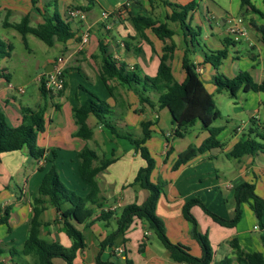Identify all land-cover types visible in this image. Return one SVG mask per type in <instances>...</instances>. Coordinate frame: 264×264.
Here are the masks:
<instances>
[{
    "label": "crops",
    "instance_id": "crops-1",
    "mask_svg": "<svg viewBox=\"0 0 264 264\" xmlns=\"http://www.w3.org/2000/svg\"><path fill=\"white\" fill-rule=\"evenodd\" d=\"M188 1L190 0H153V2L150 3V0H130L128 4L123 6L121 0H114L111 1L112 4H110L109 9H105L109 12V14L114 13V17L111 21L98 20L99 16H97L91 9H88L87 12L89 19L86 24L87 27H90L88 42L82 47L80 46V36L84 31V28L81 27L76 20H72V26L77 30V38L69 40L63 46L66 47V51L62 54H58L57 57L62 58L63 61L64 59L73 58L75 63L71 64L69 68H80L90 82H92V78L94 77L101 81L98 73V63L100 58L94 60L93 56L98 53V39H102L108 45V49L112 53L115 60L125 62L129 67L137 66L142 74H147L144 71H148L152 76L156 73L158 54L161 52L160 50L163 42L156 38V36L149 29H146L145 33L147 40L149 41L144 39L146 42L139 41L136 44L134 42L137 37L136 32L128 20V15L138 13L144 16L150 15L162 22L164 21L165 16L171 11L170 4H184ZM251 1L257 8L264 11V4L262 0L261 2L263 6L261 7L256 5L253 0ZM95 2L96 0H94V3ZM213 2L216 5L214 0H196V8L191 13V19L193 18L194 11H199L201 18L204 19V22L208 23L211 20L216 23H220L221 25H228L227 21L231 17L230 14L226 13L225 10V13L223 14L217 13L216 10L211 7L213 6ZM76 3L82 6L89 5L87 0L77 1ZM217 6L220 11H223L222 7L219 5ZM20 7L21 6L18 1L14 3L5 1L3 7H0L1 9H6L3 12V19L8 17L10 9L13 11L12 14H14L15 12L21 11L19 9ZM122 7L125 8L124 11L126 12L121 10ZM239 10L241 11L240 0ZM28 12L30 13L32 24L42 20L40 13L36 9L32 8ZM20 13L21 16L24 14L22 11ZM37 15L39 18L35 21L34 18H36ZM237 16H241L243 18L244 24L247 27V36L235 42L247 40L248 45L252 49H256L259 54H263V56L256 55L255 53L252 54L251 58L254 62H256V68L252 67L249 71L253 80L255 82H260L264 79V44L261 41L259 32L249 21L250 18L257 19V16L250 12L243 13L242 11ZM3 19H1L0 23H2ZM8 20L15 22L10 20V18ZM257 22L260 23L258 19ZM109 23L111 24L110 27ZM168 26L174 31L172 39L176 44L173 58L171 60L172 72L174 77L178 81H181L184 77V73L181 69V57L184 49L183 31L176 22H168ZM198 27L200 28V26ZM211 37H213L212 33ZM226 38L228 37L218 39V43L220 45V48L218 49L223 48V40ZM234 43L233 45H229L228 48L230 46L235 48ZM259 43L263 45L262 49H259ZM138 49L141 50L138 51ZM78 52L80 53V57ZM204 52L205 51L203 49H200V45H197V47L194 48L193 61L196 63L197 70L200 75L205 73V66L210 65L203 62ZM57 57L48 59L44 63L42 66L43 69L36 77L37 86L39 85V77L44 73L45 68L49 64L53 65L54 59ZM139 58H141V62L143 61L142 63L139 62ZM39 67L40 64L37 65V68ZM73 73L78 74V72L73 69L69 70L66 74L67 85L63 94H52V99H50L47 107L49 114H47V116L45 115V117H47L46 129L43 133L38 135L37 142L40 146L46 148L45 156L49 157L51 155L50 150H55V164L59 175V163L61 162L63 172L66 174L64 176L65 181L71 188L80 192L81 195L86 194L90 187L82 182L78 174V159L76 157L78 150L84 145L91 147L88 145L90 141L92 145L91 148L96 150L99 156L105 155V157L113 156L115 158L112 163H110L105 169L99 171L96 175L100 195L104 197V204L100 208H94L93 218H95L99 215L101 209L119 210L126 204L137 202L139 196H141L140 198H143L142 201H144L147 193L144 194L143 189L138 188V186L131 185L137 169L144 165V160L139 156L138 152L134 150L128 140L112 134L110 130L98 123L93 115H88L86 120L87 124L92 129V137L84 140L74 135L76 125L72 117V107L80 104L85 99L86 95L85 93L81 95L78 94L79 89L78 91L74 89V91L68 95V87H70L68 83V74ZM202 79L207 90L213 94L215 86L211 82L212 78L207 76ZM101 83L103 84L102 81ZM111 83L114 84L116 88L114 96H112L113 100L109 103L111 104L114 112V119L116 120L118 126L122 128V131H130V128H133L134 132L131 133L138 137L141 135V121L149 119L154 122L151 126V136L146 141V145L151 154H155V157L152 154L156 161V168L153 171L154 174L152 173V180L155 181L156 179H161L165 182L164 191L160 194L156 204V211H158V215L164 223L165 233L169 240L171 242L187 246L191 253L199 256L200 247L198 244L196 242H192V244L189 242L191 246L187 243L184 244L183 240L186 242L188 240V235H183V231H181L182 229H180L179 233V228L177 229L176 227L177 223L175 225L174 221L176 220L177 222L180 214L182 215V206L185 203V200L192 195V191L196 192L195 189L200 188V184L205 183L204 180L208 178V174L210 175V181L208 179V182H211L210 185H208V188L210 189L209 192H213L216 197H207L210 203L205 200L203 202L208 204L209 210L223 218H231L234 215V204L228 205V208L225 209L222 203L227 201L228 198H231L235 203L233 190L235 186L241 182L252 183L254 185L255 192L264 198V152H258L254 155L248 154L240 157H230L232 158L231 163L234 167L228 169L225 175L223 171H220L219 173L217 169H214L213 166L211 167L210 165L215 152H222L226 155L235 142L246 137L250 128H255V125H257V128L260 131L264 130V122L261 121L258 115V109H254V111L249 115V125L247 129L245 126L243 128H239L238 125H229L228 121H226L228 125L226 123L220 124L223 126V130L219 134L218 139L222 143V147L214 148L210 151L198 154L196 157L184 164H181L177 169L173 170L172 165L177 158V154L184 151L190 144L196 146L199 145L203 139L208 136V132L201 127L200 123H196L195 125H198L199 127L198 132L193 131V128L195 127L194 125L190 129H187L182 137H173L170 135V132L175 125L172 122V117L168 109H157L156 106L150 107L147 104L140 103L136 94L127 86L119 85L114 82ZM78 88L85 91L80 82L78 83ZM12 89L16 90L15 92L17 94L23 93V89L21 87H14L11 85V81L7 82L4 79H0V111L5 114L6 121L9 125L17 126L21 120V108L29 107L35 109L37 105L42 102V99L39 93L38 101L33 107L21 105L20 103H16V93L12 92ZM241 91L243 94H246L251 90L244 91L241 89L238 94ZM152 98L155 100V96H152ZM263 103L264 101H260L259 104L263 105ZM56 104L59 105V107H56ZM63 109L65 110V113L63 112ZM154 132L159 133L163 138L162 147L160 150L155 151L156 153H154L151 148V145L155 147L159 146L157 144L158 140L153 138ZM192 133H194L193 140L190 138ZM149 140L154 142L152 144L149 143V145ZM4 154L9 157H13L10 161L14 164V166L16 164L14 170L16 169L17 174L19 176L20 174L23 175V182L22 187L19 188V193L13 192L8 185H0V205L2 207L4 205H12L9 219L12 230L7 233L5 226L0 225V240L8 247L12 245L20 246L27 236L28 220L31 216L30 203L36 194L38 184L40 183L49 162L45 157L39 160L31 158L27 153V149L22 148L17 151L1 153L0 164L2 163ZM22 163H25L26 165L29 164V167L24 166L25 168L22 169ZM215 189H217L216 192H214ZM222 191L225 192L223 197L221 196ZM203 199L204 198L202 197V200ZM195 206L197 208V205H194L193 208H195ZM193 208L191 209V212L193 211L195 214ZM240 210L241 217L238 223H236L233 227H226L230 228V231L225 230L226 233H224V235L222 234L221 237L215 241L209 237V242L213 250L214 264L227 254L231 253L233 257L232 248L228 243V241L233 238H236L240 246L246 251H260L264 253V213L259 221L256 218L249 202L241 203ZM206 216L209 217L208 215ZM55 217L56 214L54 209L51 206H46V209L41 215L44 225L40 228V237L48 241L59 242L63 246L69 247L71 243L70 239L64 231L60 229L59 223L54 221ZM114 224L115 221L113 218H110L109 222L100 220L91 223L89 227L84 230L86 246L81 251L77 252L74 264H97L95 256L99 250V241L105 237V228L110 227L114 229ZM144 226V222L135 219L126 230V243L124 245L118 243L114 248H104L100 254V259L102 261H109L114 259V257H117L121 264H125V257L130 259L132 264H184L171 260L167 250L165 252L166 254H164L163 250H158V252L162 254H151L147 238L144 236ZM219 226L224 227L222 225ZM78 228L83 229L84 225H78ZM133 237L138 242L136 249L138 256L136 255L135 258L132 257V251L130 249V243ZM211 240L215 242V244H211ZM118 247L123 248V253L120 255L115 252V248ZM29 257V255H15L14 257H11L7 254L4 259L10 264H31ZM54 263L65 264L61 259H54ZM232 264L244 263H240L234 259Z\"/></svg>",
    "mask_w": 264,
    "mask_h": 264
},
{
    "label": "trees",
    "instance_id": "trees-1",
    "mask_svg": "<svg viewBox=\"0 0 264 264\" xmlns=\"http://www.w3.org/2000/svg\"><path fill=\"white\" fill-rule=\"evenodd\" d=\"M89 5L76 6L83 10L91 9L94 0H87ZM34 8L40 13L41 21L32 24L30 13H24L18 21L11 22L5 17L1 23L3 28H12L20 35L24 45L27 47V35L32 34L49 46L55 42L66 44L69 40L76 39L77 30L72 26V20L67 15H61L57 7L50 11V4L43 8L36 6V0H31ZM153 0H150L152 3ZM264 4V0H262ZM171 11L165 17L166 21L142 14L128 15V20L132 24L135 32L143 39L147 40L145 33L149 29L159 40L163 42L161 52L158 54V65L154 75L142 74L137 66L129 67L123 61L113 58L108 49V45L98 39V53L93 56L98 63V73L105 88L111 96H114L116 86L111 82L127 86L137 96L140 103L156 106L157 109L166 108L171 114L175 127L170 135L182 137L187 129L200 123L201 127L208 132V136L199 145L190 144L184 151L177 154V158L172 165V169H177L196 157L198 154L210 151L211 149L222 147L218 136L223 130V126L215 125V121L220 117V112L216 107L213 94L209 92L204 84L197 65L193 61L194 48L199 45L197 37L200 28L190 24L191 13L196 8V0H190L184 4H170ZM240 8L243 13L250 12L257 16L250 18V23L259 32L261 41L264 44V11L257 8L251 0H240ZM168 22H176L183 31L184 49L181 57V69L184 77L178 81L172 72L171 60L176 44L172 37L173 29L168 26ZM235 41L230 38L223 40V48L204 52L203 62L210 64L217 69L228 55V46ZM141 49H138L140 51ZM13 45L9 40L0 38V61L10 58ZM98 56V57H97ZM76 70L81 75L83 71L78 68H64L62 75L65 79L64 89L67 85L66 74L69 70ZM85 76V75H84ZM10 73L7 68L0 63V79L10 81ZM86 77V76H85ZM216 92L226 91L232 98H236L238 92L251 90L253 92H264V79L255 82L248 71H239L232 78H227L222 74H214L211 79ZM64 89L58 92L62 95ZM42 102L35 109L29 107L21 108V120L17 126H11L6 121L5 114L0 111V162L1 153L27 149L28 155L36 160L46 158L49 162L44 175L38 184L36 194L33 197L31 206V216L28 220L27 236L20 246H5L0 240V264H10L4 257L8 254L30 255L34 258L35 264H55L54 259H61L65 264H74L73 259L77 252L86 246L84 230L94 221L109 222L110 218L115 221V228L99 241L98 253L95 256L97 264H121L117 257L109 261H102L100 254L106 247L114 248L118 243L125 244L126 230L135 220L147 222L149 228L153 229L162 245L169 253L171 260L184 264H214L213 250L205 233L198 229L196 218L191 212L194 205H198L211 219L222 226L233 227L241 217L240 205L249 202L256 218L260 221L264 213V198L259 196L254 189V185L249 182H241L235 186L233 197L235 200L234 215L231 218H223L209 210L199 198H191L182 206V215L191 224L190 235L197 241L200 247V255H194L190 249L180 243L169 240L165 233L163 221L155 213L156 204L160 194L164 191L165 182L161 179L152 180V173L156 168V161L152 156L146 141L151 136L152 120L141 121V135L136 137L130 131H122L116 120L111 104L100 98L97 94L87 91V96L78 105L72 107V117L76 125L74 135L84 140L90 139L93 135L92 129L87 124L88 115H93L98 123L106 127L112 134L124 138L130 142L134 150L144 160V165L137 169L131 185L147 190V195L141 204L129 203L119 210H100L98 216L93 218L94 208H100L104 204V197L100 195L96 175L105 169L115 158L99 156L93 148L84 145L78 150V174L82 182L89 185V191L84 195H79L75 190L67 187L60 179L58 169L55 164L56 152L51 149V155L45 156L46 148L37 142L38 135L46 129V111L52 93L49 92L41 79L38 85ZM152 96H155L153 100ZM264 106V103H263ZM56 107L59 105L56 104ZM264 152V130L257 127L250 128L246 137L239 139L226 153L229 157H240L242 155H254ZM41 169V168H40ZM46 206H51L56 214L54 221L59 223V227L70 239V246L65 247L59 242L48 241L40 237V228L44 225L41 218ZM12 205H0V225H4L6 232L12 230L9 219ZM84 225L79 229L78 225ZM232 248L233 257L224 256L216 264H232L235 259L244 264H264V253L260 251L244 250L238 240L233 238L228 241ZM125 264H132L128 258H124Z\"/></svg>",
    "mask_w": 264,
    "mask_h": 264
},
{
    "label": "rangeland",
    "instance_id": "rangeland-1",
    "mask_svg": "<svg viewBox=\"0 0 264 264\" xmlns=\"http://www.w3.org/2000/svg\"><path fill=\"white\" fill-rule=\"evenodd\" d=\"M5 1H10L12 3L18 1L19 5L21 6L19 9L24 13L28 12V11H30V9L34 8L31 0H0V7L1 8L3 7V4L5 3ZM77 1H82V0H36V6L38 5L40 8H43L44 5L50 4V8H49L50 11H52L55 7H57L58 12H60V14L63 16V15H66V11L68 8L76 7V6H82V5H79L78 3H76ZM111 1H114V0H111ZM111 1L110 0H96V2L91 6V10L97 16H99L98 20L111 21L113 19L114 13L109 14V16L107 18H101V12H102L101 10L106 11L105 9H109L110 4H112ZM214 1L216 2V5L213 2L212 3L213 6H211V7H212V9L216 10L217 13L223 14L226 12V13H229L231 17H236L241 12L239 10V0H214ZM253 1L256 5H258L260 7L263 6L261 0H253ZM217 5L222 7L223 11H220V9L218 8ZM1 8H0V22L4 16L3 12L6 10L4 8L3 9H1ZM124 9L125 8H123V7L121 8V10H123V11H124ZM224 10H225V12H224ZM84 11L86 13L85 20H78V19H73V20H76V22L79 23L81 25V27L84 28L83 30H87L89 33L90 27H87V25H86L88 22V19H89L88 12H87L88 10H84ZM20 12H15L14 14H12L13 11H11V9H10V14H8V19L10 18V20H12V21H18L21 17ZM124 12H126V11H124ZM8 13H9V11H8ZM38 18L39 17L37 15V17L34 18V20L36 21ZM165 21H166V19H164V21H162V22H165ZM190 22H191L190 23L191 26H193V27H196V25L200 26L199 36L197 37V39H198V42L200 45V49H203L205 52H208L210 50L215 51L218 48H220V45L218 43V39H223L225 37L232 39V36L228 35V33H227V24L221 25L220 23H216L215 21H211V20L208 23L204 22V19L201 18L199 11H194L193 18L190 20ZM110 25L111 24L109 23V27H110ZM211 33H212L213 37H211ZM136 36H137L136 40L134 41L136 44L139 41L140 42L144 41V39L141 38L137 33H136ZM0 38H2L4 40H9L13 45V51H12L11 57L2 59L0 61V63H1V65L5 66L8 70V72L10 73L11 85L14 87L19 86L23 89V93H20V94H17L15 92L16 90H13V89L11 90L12 92L16 93V103H20L21 105H28V106L33 107L39 98V91H38V86L36 83L37 74L43 69L42 66L44 65V63L48 59L57 57L58 54H62L64 51H66V47H63L65 44H62L60 42H55L53 46H49V45L45 44L43 41H41L39 38H37L35 35L28 34L27 35V45L28 46L26 47L24 45L22 39H21V35L16 30H14L12 28H3L1 23H0ZM147 41H149V40H147ZM144 42H146V41H144ZM234 45H235V48H233L232 46H230L228 48L227 58L223 60L222 64L217 69L213 68L211 65H206L205 66V73L201 74L200 76H202V78H205L207 76L212 78L214 74L218 73V74H222V75L226 76L227 78H232L234 76V74L238 73L239 71H248L249 72L252 69V67L256 68V62H254V60H252L251 56L253 53H255L256 55H261V56H263V54L262 53L259 54L258 50H256V49H252L248 45L247 40L235 42ZM258 45H260L259 49L263 48V45L261 43H259ZM78 55L80 57V53ZM193 57L194 56H192V58ZM57 58H59V57H57ZM57 58L54 59V62L56 61ZM138 60H140L139 61L140 63L143 62V61L141 62V58H139ZM73 63H75V60H73V58L72 59L68 58L66 60L64 59V65L63 66H64V68H69L71 66V64H73ZM38 64H40L39 68H37ZM144 72L150 75V73L148 71H144ZM79 82L83 85V89H85V91H82L80 88H78ZM68 83L70 86V87H68V91H69L68 95H70L74 91V89H76L77 91L79 89L78 94H80V95L85 93V95L87 96V94H88L87 91H93V93L97 94L100 98H103V99L107 100L108 102L113 100V97L110 95V93L107 91V89L101 83V81L99 79H96V77L92 78V82H90V80H88L84 75H81V73L68 74ZM213 98H214L216 107L218 108L220 115H221L215 121V123H214L215 125L225 124L226 121H228L229 125H234V126L238 125L239 128H241V127L243 128L245 126L247 129V127L249 125L248 124L249 115L251 114V112L254 111V109H258V112H259L258 115H259L261 121L264 122V106L262 104H259L260 101H264V93L248 91L246 94H243L241 91L238 94V96H236V98H232L228 95V93L226 91H221V92L213 91ZM63 112L65 113L64 109H63ZM47 114H49V111L46 112V116H47ZM158 125H160V124H158ZM255 126L257 127V125H255ZM119 128L122 129L121 127H119ZM198 128H199L198 125H195V127L193 128V131L198 132V130H199ZM130 132H134V129L130 128ZM240 136H241V134H240ZM153 138H156L155 140H158L157 141V144L159 145L158 147L151 145V148L153 149L152 151H154V153H156L155 151L160 150L162 147L163 138L157 132L153 133ZM190 138L192 140L194 139V133L191 134ZM152 140H149L148 144L149 143L152 144L154 142ZM42 143H43V141H42ZM88 145H90L92 147L90 141H89ZM154 155L155 154H153V156ZM3 156L4 157H3L2 163L0 164V185L1 184L8 185L9 188L13 192L19 193V188L22 187L23 175L20 174V176H19L16 172V169L14 170V167H16V164L14 166V164L10 161V159L13 157H9L8 155H5V154ZM231 162H232V158H230L229 156H226L222 152H219V153L215 152L214 158L211 160L210 165H211V167L213 166L214 169H217L219 171V173H220V171L221 172L223 171L224 175H225L228 169H231L234 167ZM21 165H22L21 166L22 169L25 168L24 166L29 167V164L26 165L25 163H22ZM59 165H60V179L64 182V184L67 187L71 188L69 186V184H67V182L64 179V176L66 174H64V172H63V167L61 165V162L59 163ZM207 177L208 178H206V179L204 177L205 183L200 184L201 185L200 188L195 189L196 192L192 191L191 192L192 195L189 196L185 201H188L191 198L197 197L201 201L205 200L208 203H210L209 199H207V197H210V196L213 198L216 197L215 194H213V192L212 193L209 192L210 189L208 188V185H210L211 182H208V179H209L210 175L208 174ZM202 180H203V178H202ZM209 181H210V179H209ZM197 183H198V181H197ZM138 188H140V187H138ZM71 189H73V188H71ZM73 190L76 191V189H73ZM143 190H144V194L148 193L147 190H145V189H143ZM216 191H217V189H215L214 192H216ZM76 193L81 195L80 192L76 191ZM224 193H225L224 191L221 192L222 197L224 196ZM140 197L141 196H139L138 201L134 202V203L141 204L143 202L142 201L143 198L141 199ZM202 197L204 198L203 200H202ZM222 204H223L225 209L228 208V205L234 204V206H235V203L232 201L231 198H228V200L224 201ZM204 205L209 209L208 204L204 203ZM4 206H6V205H4ZM175 207H176V205H175ZM195 208H196V206H195ZM195 208H193L195 214L193 213V211H192V214L196 218V221L198 224V229L200 232L205 233L207 235L208 240L210 237L211 239H213V241H215V240L219 239L222 234L224 235V233H226L225 230L230 231V228H226L228 226L221 227L218 224H216V222L214 223L212 221L211 217H207L206 216L207 214L205 213L206 214L205 215L203 213L204 211L201 209L200 206L197 205V208L196 209ZM155 213L159 217L158 211H155ZM178 222H179V226H178ZM144 223H145L144 236L147 238L148 246L151 249V254H153V253L162 254V253H159L158 250H163L164 254H166L165 253L166 249L162 245L161 241L157 237L154 230L149 228L147 222H144ZM174 223H175V225L177 223L176 227H177V229L179 228V233H180V229H182L181 231H183V235H185V234L188 235V240L186 242H185V240H183L184 244L185 243L189 244V242L191 244H192V242L197 243V241L190 235L191 224L188 221H186L182 217L181 214H180L177 222L175 220ZM114 226H115V224H114ZM2 228H4V227H2ZM186 228H187V230H186ZM112 229L113 228H110V227L105 228V236L110 231H112ZM213 241L211 240V244L212 243L215 244V242H213ZM191 244H189V245L191 246ZM137 246H138V242L133 237L131 240V243H130V249L132 251V257H134V258L136 257V255L138 256V254L136 253ZM227 255L230 257L232 256L231 253L227 254ZM29 260H30L31 264H35L33 257L30 256ZM75 260H76V257L73 259V261H75Z\"/></svg>",
    "mask_w": 264,
    "mask_h": 264
},
{
    "label": "built area",
    "instance_id": "built-area-1",
    "mask_svg": "<svg viewBox=\"0 0 264 264\" xmlns=\"http://www.w3.org/2000/svg\"><path fill=\"white\" fill-rule=\"evenodd\" d=\"M130 0H121L123 6L128 4ZM66 15L70 19H78L85 20L86 13L82 8L79 7H70L66 11ZM109 16L108 11L101 12V18H107ZM227 33L232 36L233 41H239L247 36V27L244 24L243 18L241 16L230 17L227 21ZM89 33L87 30H84L80 36V46L82 47L84 44L88 42ZM64 61L62 58H57L56 61L52 65V70L48 73H43L39 77V83L41 79L45 88L51 92L52 94H58L59 91L64 89V77L62 75V71L64 69ZM115 252L117 254L123 253V248L118 247L115 248Z\"/></svg>",
    "mask_w": 264,
    "mask_h": 264
},
{
    "label": "water",
    "instance_id": "water-1",
    "mask_svg": "<svg viewBox=\"0 0 264 264\" xmlns=\"http://www.w3.org/2000/svg\"><path fill=\"white\" fill-rule=\"evenodd\" d=\"M52 70V64H49L46 68H45V73H48Z\"/></svg>",
    "mask_w": 264,
    "mask_h": 264
}]
</instances>
